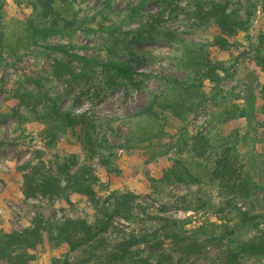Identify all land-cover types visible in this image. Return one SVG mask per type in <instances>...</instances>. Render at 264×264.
<instances>
[{"label":"rangeland","instance_id":"rangeland-1","mask_svg":"<svg viewBox=\"0 0 264 264\" xmlns=\"http://www.w3.org/2000/svg\"><path fill=\"white\" fill-rule=\"evenodd\" d=\"M0 0L7 19L25 20L31 12L27 0ZM78 0L72 5L76 21L69 36L53 37L52 44L74 43L75 53L92 55L109 45L113 30L120 32L136 30L160 15L162 32L154 40L134 46L136 54L146 59L142 70L152 77L142 79L148 89L136 90L129 84L108 89L105 77L97 72L90 83L74 81L70 76L59 77L55 63L61 56L44 49L45 44L21 50L17 55H5L0 65V234L22 232L42 216L58 223L65 218L86 217L93 222L98 211L91 202L80 195L68 194L49 198L43 195L25 198L22 193V168L28 163H46L45 171L56 174L55 154L79 153L80 147L68 137L61 135L57 144L49 148L41 138L44 125L36 119L53 99L59 107L89 110L102 124L101 136H105L115 157L120 173H109L96 158L88 164L103 183L108 193L132 192L133 217L114 218L111 232L114 244L132 232L148 233L151 227L160 226L162 217L183 224L182 231L190 234L208 224L226 223L235 213L247 211L256 205L255 213L264 212V190L253 191L246 196H226L217 186L206 184L163 185L164 170L171 168L174 159L182 156L198 173L201 163L193 162L185 148L193 138L206 135L215 140L218 135L228 136L237 132V152L255 179L264 185V125L260 114L263 102L260 90L264 73L256 65L258 36L264 31V13L261 0H253L255 15L249 31L241 32L230 40L226 48L214 46L218 34L215 25L196 29L200 22L196 12H206L212 3H230L229 8L240 5L241 16L247 19L251 5L246 0ZM140 7L138 15L131 19V8ZM172 33L173 37L167 36ZM119 35V33H115ZM120 36V35H119ZM180 41L204 46L210 58L223 63L227 74L221 84V92L213 90L212 83L203 88L205 100L196 113L179 119L167 115L165 134L155 138L158 121L147 119L140 110L153 100V92L162 93L166 78L184 80L189 75L183 69L184 47ZM103 51V50H102ZM104 55V51L101 53ZM79 72L78 68H75ZM252 105L254 114L223 122L220 106L246 108ZM223 112V111H222ZM183 143V152L180 145ZM82 155L81 162L84 163ZM213 165V163L209 164ZM201 172V171H200ZM189 205V208L180 206ZM241 238L248 240L255 231H241ZM146 248L141 247V252ZM78 258L66 249L56 248L47 237L35 253L32 264H53L55 260ZM143 254V253H142ZM74 261V260H72ZM130 264H140L133 257Z\"/></svg>","mask_w":264,"mask_h":264},{"label":"trees","instance_id":"trees-1","mask_svg":"<svg viewBox=\"0 0 264 264\" xmlns=\"http://www.w3.org/2000/svg\"><path fill=\"white\" fill-rule=\"evenodd\" d=\"M78 0H27L31 12L25 20L7 19L0 6V65L5 55H17L21 50L45 44L44 49L55 52V73L59 77L70 76L74 81L85 84L93 80L97 72L105 77L108 89L129 84L133 89H148L142 79L152 77L151 72L142 70L144 55L136 54L134 46L154 40L162 32L163 20L160 15L136 30L120 32L113 30L109 45L92 55L75 53L76 45L52 44L53 37L66 38L74 31L76 21L72 5ZM247 19L241 16L242 8L230 3H212L206 12L198 11L200 22L192 24L200 29L215 25L218 34L214 46L226 48L230 40L241 32L249 31V24L256 12L253 0ZM262 11L264 13V0ZM21 0H17L20 5ZM145 1H141V4ZM131 8V19L138 15L140 7ZM73 13V12H72ZM119 33V35H115ZM167 36L173 37L172 33ZM184 47L183 69L189 75L184 80L166 78L162 93L153 92V100L140 110V114L158 121L155 138L165 134L164 123L167 115L182 119L196 113L204 102L203 88L206 82L212 83L213 90L221 92V84L227 74L223 63L213 61L204 46L180 41ZM256 65L264 73V31L258 36ZM104 51V55L101 53ZM79 69V72L75 71ZM125 83V84H124ZM263 102L260 114L264 125V84L259 92ZM223 122L254 114L252 105L246 108L219 107ZM44 128L41 138L45 146L54 147L61 135L68 137L80 147L79 153L55 154L57 173L45 171L46 163H28L21 170L23 175L22 193L25 198L43 195L49 198L77 194L87 198L98 211L93 222L86 217L65 218L58 223L37 217L32 226L22 232H2L0 234V264H32L35 253L41 248L45 237L56 248L66 249L78 258L55 260L53 264H130L133 257L140 264H264V212L255 213L256 205L250 204L247 211L238 210L232 219L233 226L208 224L190 234L182 231L183 224L166 217L159 219L160 226L151 227L148 233H130L117 244L112 241L111 232L114 218L126 220L133 217L131 203L135 199L132 192L108 193L102 190L103 183L88 162L98 158L101 166L109 173H120L113 151L108 148L105 136H101L102 124L89 110L81 112L75 108L59 107L57 101L47 105L36 117ZM237 132L233 135H218L215 140L202 135L193 138L185 148L193 162L201 163L199 173L182 156L174 159L171 168L164 170L161 183L168 185L206 184L217 186L227 197L246 196L264 185L255 179L242 157L237 152ZM187 146V147H186ZM183 152V143L180 145ZM85 156L84 163L81 162ZM213 163V165L209 164ZM184 208L189 205L181 204ZM241 231H255L250 239L241 238ZM141 247L146 248L141 252ZM143 253V254H142ZM74 260V261H72Z\"/></svg>","mask_w":264,"mask_h":264},{"label":"built area","instance_id":"built-area-1","mask_svg":"<svg viewBox=\"0 0 264 264\" xmlns=\"http://www.w3.org/2000/svg\"><path fill=\"white\" fill-rule=\"evenodd\" d=\"M3 217V212H2V210L0 209V218H2Z\"/></svg>","mask_w":264,"mask_h":264}]
</instances>
